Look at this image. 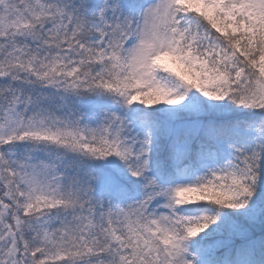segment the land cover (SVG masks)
<instances>
[{"label":"snow or ice","instance_id":"6c2138e0","mask_svg":"<svg viewBox=\"0 0 264 264\" xmlns=\"http://www.w3.org/2000/svg\"><path fill=\"white\" fill-rule=\"evenodd\" d=\"M0 264H264V0H0Z\"/></svg>","mask_w":264,"mask_h":264}]
</instances>
